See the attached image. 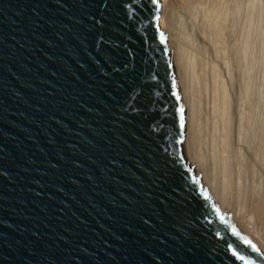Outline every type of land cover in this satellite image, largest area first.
Returning <instances> with one entry per match:
<instances>
[{"label":"water","instance_id":"95a60500","mask_svg":"<svg viewBox=\"0 0 264 264\" xmlns=\"http://www.w3.org/2000/svg\"><path fill=\"white\" fill-rule=\"evenodd\" d=\"M159 14L0 0V264H264L182 156Z\"/></svg>","mask_w":264,"mask_h":264},{"label":"bare ground","instance_id":"6f19581e","mask_svg":"<svg viewBox=\"0 0 264 264\" xmlns=\"http://www.w3.org/2000/svg\"><path fill=\"white\" fill-rule=\"evenodd\" d=\"M184 107L181 151L264 259V0H159Z\"/></svg>","mask_w":264,"mask_h":264},{"label":"snow or ice","instance_id":"6c2138e0","mask_svg":"<svg viewBox=\"0 0 264 264\" xmlns=\"http://www.w3.org/2000/svg\"><path fill=\"white\" fill-rule=\"evenodd\" d=\"M243 257H241V259H242Z\"/></svg>","mask_w":264,"mask_h":264}]
</instances>
